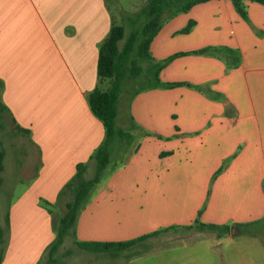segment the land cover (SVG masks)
<instances>
[{
	"label": "crops",
	"instance_id": "1",
	"mask_svg": "<svg viewBox=\"0 0 264 264\" xmlns=\"http://www.w3.org/2000/svg\"><path fill=\"white\" fill-rule=\"evenodd\" d=\"M146 1L124 8L120 0H0L1 264H45L57 223L39 200L58 206L77 165H85V180L93 177L91 156L104 131L87 96L109 85L96 76L99 45L113 25L128 33V19ZM244 4L247 21L229 0L164 15L152 63L187 53L159 74L182 85L128 97L126 122L118 127L116 115L115 124L132 140L115 150L75 227L81 242L156 234L118 256L80 250L69 237L73 249L63 242L55 264H120L125 253L133 264H170L169 234L180 229L226 238L238 256L229 264H264V7ZM113 10L124 13V24H115ZM213 49L234 50L239 64ZM7 157L18 168L8 184ZM196 214L227 233L188 229Z\"/></svg>",
	"mask_w": 264,
	"mask_h": 264
},
{
	"label": "trees",
	"instance_id": "2",
	"mask_svg": "<svg viewBox=\"0 0 264 264\" xmlns=\"http://www.w3.org/2000/svg\"><path fill=\"white\" fill-rule=\"evenodd\" d=\"M212 0H147L145 5L128 19L129 31L126 34L122 26H111L107 36L99 45L96 76L99 81L108 80L109 85L105 91L95 88L87 96L88 107L95 118H97L104 131V139L91 156L94 161L95 170L93 177L85 180V165H77L75 174L64 185L57 196V200L69 197L64 205V213L59 218L54 239L47 249V260L45 264H55L58 261L57 254L66 237H72L74 244L80 250L93 254H109L118 256L129 250L142 240L155 235H143L141 237L123 242H81L76 239L75 227L78 215L87 202L91 190L99 183L103 172L111 161V158L122 144H130L132 134L130 130L116 127L117 102L124 89L127 80H135L143 73L144 84L135 93L150 89H173L182 83H164L159 79L160 72L173 60L188 55L187 53H175L166 59L152 63L150 45L159 33L164 23V15L175 16L186 13L192 7L204 4ZM235 13L244 21H247L245 2L256 3L264 7V0H229ZM194 23L189 22L181 30V34H187ZM213 52H225L232 67L239 62V54L230 49H213ZM139 61H146L149 65L144 72L138 65ZM131 125V129L133 128ZM27 133L26 130L20 129ZM4 152L0 149V172L2 171ZM0 177V186H1ZM48 205V203H46ZM7 226V220L5 221ZM188 229L213 232L217 235L228 231L226 226L211 224H197L187 226ZM4 231L0 226V264L3 259Z\"/></svg>",
	"mask_w": 264,
	"mask_h": 264
},
{
	"label": "rangeland",
	"instance_id": "3",
	"mask_svg": "<svg viewBox=\"0 0 264 264\" xmlns=\"http://www.w3.org/2000/svg\"><path fill=\"white\" fill-rule=\"evenodd\" d=\"M121 4H123L124 8H127V0H120ZM129 1V0H128ZM141 2V1H140ZM142 3V2H141ZM139 3L136 6L131 7L130 11H136L139 9V7L142 5ZM120 10V9H119ZM114 15V18H116V23L124 24L123 22V14L121 11L114 12L111 11ZM117 25V24H116ZM127 34V29L125 30ZM138 65L141 67L142 72L146 70L148 67V63L146 61H139ZM144 84L143 80V73L139 77H137L135 80H127L124 85L123 93L121 94L119 101L117 103V119L116 123L117 126H121L123 123H125V119L127 116V103H128V97L132 94H135V91L140 88ZM5 165V174L3 175V180L5 183H9L10 181L16 179V167L12 163V159L10 157H7L4 161ZM69 200V197L62 198V200L59 202L58 206L49 207L46 205V202L44 200H39V205L45 209V210H51L52 214V220L53 222H56L58 224L59 218L64 213V204ZM6 201L2 200V196L0 193V208L1 212L3 213L4 208L6 206H3ZM2 217V214H1ZM191 225L197 224V214L193 217V220L191 221ZM1 226L3 225L2 220L0 219ZM6 227V226H5ZM4 227V228H5ZM168 236H165L164 238H167ZM170 246L168 247V254L175 260L170 261V264H229L230 260L237 259V255L233 251L236 249L235 247H231L230 242L226 240V238H219L216 239L214 236H202L197 237V232H186L183 229H180L176 231V234H169ZM129 240V239H128ZM124 240V241H128ZM123 242V241H122ZM240 241H238L237 245L239 246ZM72 250V242L71 239L65 238L64 240V250ZM157 253H163L162 251L159 252H151L148 254L156 255ZM131 253H125L120 257V264H133V260L130 258ZM178 258V259H177ZM77 264H82L77 263ZM90 264H98V263H90ZM102 264H112L110 262H104Z\"/></svg>",
	"mask_w": 264,
	"mask_h": 264
}]
</instances>
